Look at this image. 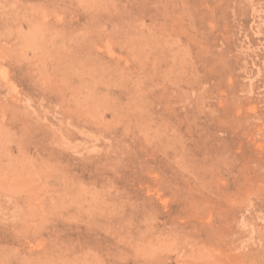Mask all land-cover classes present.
<instances>
[{"label": "rangeland", "instance_id": "rangeland-1", "mask_svg": "<svg viewBox=\"0 0 264 264\" xmlns=\"http://www.w3.org/2000/svg\"><path fill=\"white\" fill-rule=\"evenodd\" d=\"M200 258L264 264V0H0V264Z\"/></svg>", "mask_w": 264, "mask_h": 264}, {"label": "bare ground", "instance_id": "bare-ground-1", "mask_svg": "<svg viewBox=\"0 0 264 264\" xmlns=\"http://www.w3.org/2000/svg\"><path fill=\"white\" fill-rule=\"evenodd\" d=\"M201 253V252H200ZM208 255V254H207ZM209 255H210V257H211V253H209ZM205 257V256H204ZM210 257H208V258H210ZM200 260H201V258H200ZM202 261V260H201ZM204 261V260H203ZM203 261L201 262V263H203ZM209 261H211L210 259H209ZM207 262V261H206ZM203 264H205V263H203Z\"/></svg>", "mask_w": 264, "mask_h": 264}]
</instances>
